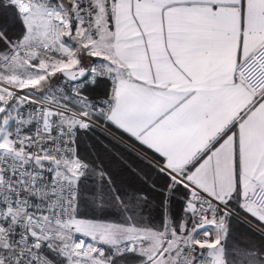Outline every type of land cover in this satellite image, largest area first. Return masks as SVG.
Returning a JSON list of instances; mask_svg holds the SVG:
<instances>
[{
  "label": "snow or ice",
  "instance_id": "snow-or-ice-1",
  "mask_svg": "<svg viewBox=\"0 0 264 264\" xmlns=\"http://www.w3.org/2000/svg\"><path fill=\"white\" fill-rule=\"evenodd\" d=\"M0 264H264V0H0Z\"/></svg>",
  "mask_w": 264,
  "mask_h": 264
}]
</instances>
